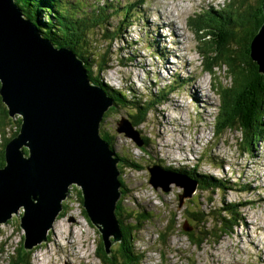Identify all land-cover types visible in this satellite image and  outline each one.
<instances>
[{"label": "rangeland", "instance_id": "rangeland-1", "mask_svg": "<svg viewBox=\"0 0 264 264\" xmlns=\"http://www.w3.org/2000/svg\"><path fill=\"white\" fill-rule=\"evenodd\" d=\"M82 1L89 8L97 3L105 5L108 14L112 13L114 4L122 7L123 11L129 8V12L137 14L128 22L131 25L121 26L122 38L113 44V49L118 51V59L122 58L124 63L120 64L115 59L113 68L103 77L112 87L129 94L133 102L131 108L136 100L146 103L140 112L145 119L140 129L148 137L149 144L138 146L125 134L116 131L122 117L131 120L129 111L135 114L134 110L122 105L115 106L108 114L101 124V131L104 130L114 140L116 152L139 163L123 168V172L130 192L125 205L129 210L142 207L148 216H153L152 221L145 222L135 237V250L144 254L141 264H264V142L251 154L240 149L239 129L227 130L222 136H217L216 121L222 103L219 82L222 89L231 90L234 79L226 65L215 67L211 70L213 73L205 71L206 58L197 47L205 44V40L197 38V19L218 24L215 27L219 30L216 37L223 41L228 32L232 34L227 23L230 7L235 4L232 0ZM249 1L255 4L257 0ZM158 19L159 24H170L155 27ZM121 20V17H110L111 27ZM175 27L181 34V41H177L175 36L179 33H172ZM157 38L163 42H158ZM106 47V44L102 46ZM188 58L194 59L193 63ZM176 61L177 66L173 68L172 64ZM165 64H170V67ZM246 64L251 62L246 59ZM194 70L197 77L189 85L183 78ZM203 86L209 93L207 96L202 91ZM164 88L166 96L163 95ZM191 94L196 99L201 98L203 114L197 115L198 106ZM159 109H163L164 113L161 114ZM183 113L186 121L181 118ZM199 117L206 122L203 123ZM185 135L187 138L183 141ZM153 163L178 170L184 167L192 169L197 165L200 174L214 176L224 184L225 189L203 191L199 185L192 198L179 207L182 188L173 184L170 191L164 192L150 184L148 167ZM71 194L66 200L67 207L63 209L65 214L55 222L48 240L35 247L33 264H104L97 252L100 247L98 229L83 214L77 200V189L74 188ZM209 200L214 201L212 205L218 209L230 203H251L236 204L238 212L233 210L236 213L233 215L237 225L219 242L206 241L201 246H195L184 231L175 229L168 236L167 244L162 243L158 232L164 231L171 223L175 212L179 213L178 223L182 225L187 221L180 213L183 208L190 210L195 203V206L204 204L203 207L208 210ZM23 212L24 207L14 213L9 222L1 223L0 264H8L9 255L24 240L26 231L20 225ZM71 217L74 221H70Z\"/></svg>", "mask_w": 264, "mask_h": 264}, {"label": "water", "instance_id": "water-1", "mask_svg": "<svg viewBox=\"0 0 264 264\" xmlns=\"http://www.w3.org/2000/svg\"><path fill=\"white\" fill-rule=\"evenodd\" d=\"M250 53L264 74V23ZM0 96L10 116L21 117L19 132L5 146L6 164L0 167V225L24 207L21 226L27 249L46 242L76 185L111 253L112 245L123 239L116 215L122 181L120 158L102 136L101 123L115 99L92 82L84 59L69 47H56L11 0H0ZM117 132L144 144L128 117L119 120ZM149 171L154 188H182L179 207L200 183L159 164Z\"/></svg>", "mask_w": 264, "mask_h": 264}, {"label": "trees", "instance_id": "trees-1", "mask_svg": "<svg viewBox=\"0 0 264 264\" xmlns=\"http://www.w3.org/2000/svg\"><path fill=\"white\" fill-rule=\"evenodd\" d=\"M11 1L19 8L24 17L31 19L40 33L50 39L56 47H69L80 58L84 59L92 82L101 85L115 99V104L106 112L102 122H105L108 114L115 109V106L128 107L135 111L134 115L129 111L132 124L140 131L144 145H148V137L140 129V126L145 122L140 112L142 109L144 110L146 103L136 100L135 105L131 108L130 105L133 102L129 99V94L125 90L112 87L104 81L103 77V74L113 68L115 59L120 64L124 63L122 58L118 59V51L113 49V44L122 38L123 29L121 26L123 24L131 25L128 22L137 14L132 11L129 12V8L123 11L122 7L115 4L112 6V13L108 14L105 5L97 3L89 8L84 5L82 0L74 2L70 0ZM232 4H235V6L232 5L230 7L231 14L228 16L227 23L232 34L229 35L228 32L226 38H224L225 40L222 39L223 41H220L216 37L219 30L215 28L219 25L212 24L208 20L205 23L203 19L199 18L197 19L196 28V33L199 35L197 38L205 40V44L203 47L199 45L197 47L199 52L206 58V69L211 71L215 67L226 65L229 67L234 79V86L231 90H228V88L222 89L219 82V94L221 93L222 103L220 114L216 121L217 136H222L227 130L239 129L241 132L240 149L253 154L260 144L264 142V74L258 72V65L251 59L250 51L252 40L264 23V0H257L255 4H250L249 0H232ZM115 16L121 17L122 20L111 27L109 18ZM157 41H159L158 38ZM104 44L107 45L106 48H102ZM246 59L251 64H246ZM191 75L195 78L197 77L195 70ZM183 79L187 82V77ZM210 86L212 87V84ZM166 93L167 91L164 88L163 95L166 96ZM16 119L10 116L0 96V133L2 136V141L0 140V167L6 164V144L20 129L21 119H19L17 131L14 126ZM157 123L160 122L157 121ZM8 134H11V136L8 137ZM101 134L114 148V140L110 139L104 130L103 132L101 131ZM24 149L27 151L29 148L25 147ZM116 153L120 158L118 165L121 175L119 178L122 181V196L117 203L116 215L121 224L123 239L112 245L111 253H108L105 248L102 232H100L83 207L82 212L88 221L98 229L100 247L97 252L104 264H141L144 254L135 250L134 246L137 240L135 237L145 222L152 221L153 216H148L146 209L142 207L129 210L125 205L130 192H128L127 183H125L123 168L137 166L136 164L139 163L126 155ZM153 164L155 165L156 163ZM160 165L163 166L162 164ZM196 166L194 165L192 169L188 170V167H184L183 170L179 171L199 179L200 188L203 191L225 189L224 184L217 181L214 176L200 174L195 168ZM163 167L174 169L171 166ZM74 188L77 189V199L83 206V196L80 188L72 185L69 194ZM250 203L251 201L247 203H230L218 209L212 205L214 201L209 200L208 210L203 207L204 204L195 206V203H193L190 210L186 211V208H183L180 211L187 221L179 225L177 218L179 213L175 212L171 218V223L167 225L164 231L158 232V238L163 244H167L168 236L176 230H181L184 231L191 244L195 246H201L206 241L219 242L225 234L237 225V219L233 215L236 214L233 210L238 212L235 208L236 204L246 205ZM64 207H67L66 201L64 202ZM64 214V211H62L58 218ZM49 237L50 232L48 234ZM35 247L27 249L24 235L22 243L15 247L12 254L9 255L8 264H33Z\"/></svg>", "mask_w": 264, "mask_h": 264}, {"label": "bare ground", "instance_id": "bare-ground-1", "mask_svg": "<svg viewBox=\"0 0 264 264\" xmlns=\"http://www.w3.org/2000/svg\"><path fill=\"white\" fill-rule=\"evenodd\" d=\"M151 13H153V10L151 11ZM30 20H31V19H30ZM159 20H160V19L156 20L157 22L154 24L155 27H160V25H162V24H165V25L170 24V23H167V22H166V23L163 22L162 24H159V23H158ZM154 21H155V20H154ZM161 29H162V28H161ZM164 29H166V28H164ZM175 30H176V31H175ZM172 33H179L176 27L174 28V31H172ZM161 36L163 37V34H161ZM161 36H159V37H161ZM175 36H176V38H178L177 41H181V39H180L181 34H180V33H179V34H175ZM158 40H159V39H158ZM160 41L163 42L162 40H159L158 42H160ZM173 42H174V41H173ZM176 43L178 44V42H176ZM157 45H158V44H157ZM163 49H164V48H163ZM178 50H179V49H178ZM177 56H178V55H177ZM179 57L182 58V55H179ZM188 59H189L190 62L193 63V60H194V59H192V58H188ZM191 59H192V60H191ZM168 65H169V66H168ZM168 65L165 64L166 67H170V64H168ZM172 66H173V68L176 67V66H177V61H176V63H173ZM170 71H171V70H170ZM167 75H169V74H167ZM173 75H174V74H173ZM169 76H170V75H169ZM180 78H181V77H180ZM194 80H195V77H194V76H192V75L187 76V80H186V81H187V83H189V85L192 84V83L194 82ZM197 90H198V89H197ZM202 91H203V93H204L206 96H207V94H209V93L206 91V89H205L204 86L202 87ZM191 93H192V92H191ZM191 96H193V97L195 98V96H194L193 94H191ZM175 100H177V99L175 98L173 101L175 102ZM195 100H196V101H195ZM187 101H188V100H187ZM194 101H195V103H197V106H198V107H197V110H198L199 113H198L197 115L203 114V113H204V110H202V109H203L204 107H203V105L200 103V102H201V98H197V99L195 98ZM214 101H215V100H214ZM216 102H217V101H216ZM217 103H218V102H217ZM214 104H215V103H214ZM214 104H213V105H214ZM177 106H178L179 108H183V107H181V106H179V105H177ZM159 110H160V113H161V114L164 113V110H163V109H159ZM175 110H176V109H175ZM174 112H175V111H174ZM186 112H188V111H185V113H186ZM185 113H183L182 116H181V118H182L184 121H186V120H185V115H184ZM188 115H189V113H188ZM209 117H210V115H209ZM199 118H200V117H199ZM200 119H202V118H200ZM159 120H160V118H159ZM158 122H159V121H158ZM202 122L204 123V122H206V120H203V119H202ZM186 131L190 132L189 130H186ZM161 135H162V137L164 136L163 133H162V128H161ZM183 138L186 139L187 136L185 135L184 137H182V140H183ZM143 139H144V138H143ZM183 141H184V140H183ZM157 149H158V148H157ZM193 167H194V166H193ZM195 168H196V167H195ZM57 220H58V219H57ZM54 225H55V224H54ZM25 235H26V234H25ZM128 249H129V248H128ZM79 253H80V251H79Z\"/></svg>", "mask_w": 264, "mask_h": 264}, {"label": "clouds", "instance_id": "clouds-1", "mask_svg": "<svg viewBox=\"0 0 264 264\" xmlns=\"http://www.w3.org/2000/svg\"><path fill=\"white\" fill-rule=\"evenodd\" d=\"M110 70H111V69H110ZM4 105H6V103H5ZM7 107H8V106H7ZM17 116H18V115H17ZM15 117H16V116H15ZM15 117H13V118H15ZM19 119H21L20 116H18V119H16V121H15V125H14V126H15L16 131H17L18 128H19V124L17 123V121H18ZM101 124H102V123H101ZM19 130H20V129H19ZM16 131H15V132H16ZM0 134H1V133H0ZM0 140L2 141L1 136H0ZM199 185H200V183L198 184V186H199ZM69 191H70V190H69ZM69 195L72 196L71 193H70ZM69 195H68V197H69ZM67 199H68V198H67ZM67 199H66V200H67ZM66 200H65V201H66ZM77 200H78V199H77ZM65 201H64V202H65ZM78 201H79V200H78ZM82 207H83V206H82ZM61 213H62V212H61ZM61 213H60V214H61ZM58 217H59V216H58Z\"/></svg>", "mask_w": 264, "mask_h": 264}, {"label": "flooded vegetation", "instance_id": "flooded-vegetation-1", "mask_svg": "<svg viewBox=\"0 0 264 264\" xmlns=\"http://www.w3.org/2000/svg\"><path fill=\"white\" fill-rule=\"evenodd\" d=\"M119 122V121H118ZM117 126H118V123H117ZM116 131H117V128H116ZM204 174V173H203Z\"/></svg>", "mask_w": 264, "mask_h": 264}]
</instances>
